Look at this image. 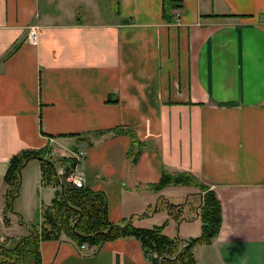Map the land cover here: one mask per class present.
Wrapping results in <instances>:
<instances>
[{"label":"crops","instance_id":"0c3cea01","mask_svg":"<svg viewBox=\"0 0 264 264\" xmlns=\"http://www.w3.org/2000/svg\"><path fill=\"white\" fill-rule=\"evenodd\" d=\"M41 149L70 160L56 162L63 186L84 174L112 224L158 201L147 186L163 172L191 174L222 207L196 264H264V0H0V243L40 226L62 186L31 160L18 211L3 214L10 158ZM187 207L185 223L198 224ZM153 216L132 226L148 229ZM192 225L179 231L197 234ZM39 251L41 264H150L132 237L80 249L62 234Z\"/></svg>","mask_w":264,"mask_h":264},{"label":"trees","instance_id":"16d2710c","mask_svg":"<svg viewBox=\"0 0 264 264\" xmlns=\"http://www.w3.org/2000/svg\"><path fill=\"white\" fill-rule=\"evenodd\" d=\"M117 1V0H116ZM169 3H165L163 13L170 10ZM132 150L128 155L136 157L140 152L139 144L133 134H130ZM31 160H37L43 168L45 182L62 185V180L56 177V162H65L69 166V159L52 160L46 149L23 150L9 160L3 183V214H15L14 205L19 198L20 177L24 166ZM71 164V165H70ZM68 169V168H67ZM69 175V174H68ZM67 175V176H68ZM66 176V177H67ZM65 183V181H64ZM166 187H194L197 193L188 195L186 202L173 205L166 200H158L152 209L157 212L159 204L171 205L183 211V207L192 205L201 223L200 236L183 244L168 238L162 227L154 229H139L132 226V217L124 219L120 224H112L107 219V209L104 196L86 188L61 186L54 193V197L42 212L40 226H27V234L13 241L10 245L0 243V264H41L39 245L45 241H57L62 234L77 245L99 247L117 239L134 238L139 241L144 253L151 264H196L193 249L198 245H210L218 236L222 223V207L216 194L210 188L188 173L163 172L157 183L147 186V189L158 193ZM189 197H195L196 203H190ZM151 209L146 212L150 213ZM146 213L136 215L144 217ZM179 222L189 220L188 217H175ZM191 219V218H190ZM4 223L9 220L3 218ZM22 221V220H21ZM20 221V222H21ZM155 257V258H152ZM151 258V259H150Z\"/></svg>","mask_w":264,"mask_h":264},{"label":"rangeland","instance_id":"374dc122","mask_svg":"<svg viewBox=\"0 0 264 264\" xmlns=\"http://www.w3.org/2000/svg\"><path fill=\"white\" fill-rule=\"evenodd\" d=\"M189 189L192 188V187H188ZM194 188V187H193ZM171 190H168V191H160L158 193H156V198L155 200H166L167 204L170 203V204H173V205H179V204H183L186 202V199H187V196L188 194L190 193H184L183 197H181L180 195H177L175 196L174 194H176L177 192L174 193V189H181V188H170ZM182 190V189H181ZM184 192L186 190H183ZM181 192V191H180ZM180 192H178L180 194ZM151 193H155V192H151ZM163 195V196H162ZM158 196H160L158 198ZM163 197V198H162ZM196 198L195 197H189V202L190 203H196ZM157 204V201L154 202L152 205H150V207H148L146 210L144 209L143 211L141 212H137L135 213L136 215H140V214H143V213H146L147 215L144 216V217H137L136 215L133 217V220L134 221H137L138 219H145V220H150V219H146L147 216H151V215H154V219H153V223L151 224L152 226L148 229H154V228H157V227H162L163 228V233L165 236H167L168 238L174 240L175 242H178L179 243V248L182 249L183 248V243L182 242H188L189 240L191 239H195L197 237L200 236V233H201V223H200V220H196L194 222H198L197 223H185L187 221H184V222H181L180 221L178 222L175 217H178L179 214L180 216H185L187 215L186 213H184L182 211V214L181 212H178L179 209L176 208V207H172L171 205H165L166 203L164 202V204H159V208L157 210V212H153L152 209L156 206ZM187 206H184L183 207V210L186 211L187 210ZM14 209L15 211H18L19 209V206L18 204L15 203L14 205ZM148 209H151L148 213L146 212ZM193 224L192 226L195 227L197 230H198V233L197 234H193V228L190 227L189 230H190V234L187 235V234H184L183 231H179V224ZM199 227H200V230H199ZM199 235V236H198ZM148 257V256H147ZM152 258H155V257H152ZM149 259V257H148ZM151 259V258H150ZM152 262L150 261V264Z\"/></svg>","mask_w":264,"mask_h":264},{"label":"built area","instance_id":"2783aa9c","mask_svg":"<svg viewBox=\"0 0 264 264\" xmlns=\"http://www.w3.org/2000/svg\"><path fill=\"white\" fill-rule=\"evenodd\" d=\"M36 27H30L28 31V39L30 40L31 43L36 44V33H35ZM83 173L79 171H75L73 173H70L66 178H65V184L69 186H73L75 188H85L84 184V178H83ZM80 249H85V245H81Z\"/></svg>","mask_w":264,"mask_h":264},{"label":"bare ground","instance_id":"6f19581e","mask_svg":"<svg viewBox=\"0 0 264 264\" xmlns=\"http://www.w3.org/2000/svg\"><path fill=\"white\" fill-rule=\"evenodd\" d=\"M83 178H84V175H83Z\"/></svg>","mask_w":264,"mask_h":264}]
</instances>
